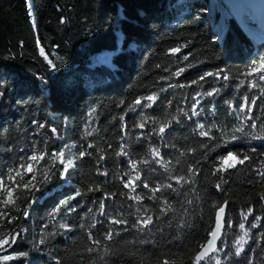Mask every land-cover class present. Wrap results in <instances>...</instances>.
I'll return each instance as SVG.
<instances>
[{"label":"trees","instance_id":"1","mask_svg":"<svg viewBox=\"0 0 264 264\" xmlns=\"http://www.w3.org/2000/svg\"><path fill=\"white\" fill-rule=\"evenodd\" d=\"M240 17L228 0H0V264H196L225 203L200 264H264V35Z\"/></svg>","mask_w":264,"mask_h":264},{"label":"snow or ice","instance_id":"2","mask_svg":"<svg viewBox=\"0 0 264 264\" xmlns=\"http://www.w3.org/2000/svg\"><path fill=\"white\" fill-rule=\"evenodd\" d=\"M41 51H43V50H41ZM171 51H172V52H178L179 49H172ZM49 63H51V61H49ZM53 67H55V65H53ZM262 70H264V56L259 57V60L254 61V62L252 63V66L250 67V71H249L248 74H252L253 72H257V73H258V72H260V71H262ZM181 71H183V70H181ZM207 75H214V74H213V73H208ZM201 79H203V77H201ZM225 79H227L226 76H225ZM260 79H261V80H264V75H260ZM194 83H195V81H194ZM253 87H255V84H253ZM212 94H213V93H211V92L208 93V95H212ZM145 99H148V100H154L155 97H154V96H149V97H146ZM244 100H245V106H247V100H248V98H247V97H244ZM136 103L139 104V103H140V100H137ZM255 103H256V101L253 100V101H252V104L255 105ZM194 114H196V113H194ZM140 126L143 127V125H140ZM199 127L202 129V128H204V125L201 124V125H199ZM252 127H256V125L253 124ZM53 131H54V130H53ZM163 131H164V128L161 127L160 132H163ZM233 131H234V132H242V131H243V128L237 127V128H235ZM200 134H201V135H207L208 133H207V132H201ZM232 138H233V139H237V137H235V136H233ZM79 155H80L81 157H83V156L85 155V153H84V152H81ZM58 156L61 158V159H60V163L63 164V163H64V159H63V157H64V153H63V152H60V153L58 154ZM39 158H40V159H43V155H41ZM230 158H235V154L232 153V152H229L228 155H227L226 157H221L222 160H227V159H230ZM37 159H38V157H37L36 155H33V156L30 157V160H32V161H36ZM250 159H251V158H250L249 156L245 155L244 158H243V159H240L238 162H239V164L243 165V164L245 163V161L250 160ZM261 164H264V161H261ZM134 166H135V165H134ZM21 167L24 168V165H21ZM69 167H74V163H73L72 160H68V161H67V166L64 168V172H65V173L68 172ZM165 167H166V166H165ZM232 167H235V165H232ZM26 171H27V172H32V171H33V166H32L31 163L27 165V167H26ZM18 174H19V173H18ZM258 174H259L261 177H264V171H259ZM33 179H35V177H33ZM45 179H47L46 176H45ZM136 179H137V180L140 179V177H139L138 174H137V176H136ZM0 183H2V181H0ZM129 183H131V182H129ZM125 186L128 187L129 184H126ZM143 186H144V187H148L147 184H144ZM25 187L27 188L28 185L26 184ZM33 187H34V185H33ZM167 187L170 188L171 185H167ZM216 187L219 188L220 185L217 184ZM90 190H91V189H90ZM134 190H135V189L133 188V191H134ZM158 190H159V189H153L152 191H158ZM11 195H12V193H11V191H9V192H8V196L11 197ZM76 195L79 196L80 193L77 192ZM262 198H264V197H262ZM70 199H71V198H70ZM132 199L139 200V199H141V198H140L139 196H136V197H132ZM9 202H10L9 200H5V201H4L5 204H7V203H9ZM67 203H68V201H64V202H63V204H65V205H66ZM101 209H103V204L101 205ZM57 211H59V209H57ZM219 211H220L221 213H223V212H224V208L221 207V208L219 209ZM248 211H249V213H251L252 210L249 209ZM141 222H142L145 226H147L148 224H150V223L152 222V218L149 216L147 219H145V220H143V221H141ZM113 223H117V224H119V223H122V221L115 220V221H113ZM61 227H66V226H65V225H61ZM239 227H240L241 229H244V228H245V224H244V223H241V224L239 225ZM253 227H255V225H253ZM247 235H248V233H247V231H245L244 235L240 236L239 239L236 241V244L239 245V247H237V250H236V255H237V256H239L240 253L243 251V243L246 242V241H245V237H246ZM210 236L212 237V239L208 240L207 243H206V245H202V246H201V247H202V251H200V252L197 254V256L195 257V259H196V264H200V261H202V260H205V259H211L210 254L215 253V252L218 251V249H217V245H216V241L220 239V229H219V225H217V228H216L215 230H213V231L210 233ZM111 238H112L111 233H108V234H107V239H111ZM93 242H94V243H99V241H93ZM4 243L7 244L8 241H4ZM91 250H92V249H89V251H91ZM5 259H8V258L6 257ZM215 264H220L219 260H216V261H215Z\"/></svg>","mask_w":264,"mask_h":264},{"label":"rangeland","instance_id":"3","mask_svg":"<svg viewBox=\"0 0 264 264\" xmlns=\"http://www.w3.org/2000/svg\"><path fill=\"white\" fill-rule=\"evenodd\" d=\"M235 1H238V0H235ZM228 2H229V4L231 5V9H232V11H234L237 15H239V16H241L240 18H241V20H243L244 22H247L246 23V26H249V24L250 23H248V20L249 19H253L254 18V16H253V14H252V12H250L249 10H247L248 8H249V0H245V3H246V5L248 6V8H246L245 9V11L243 12V13H238L236 10H235V4H234V2H231V0H228ZM234 5V6H233ZM251 7V6H250ZM254 6L252 5V7H251V9L254 11V12H256V14H258L257 13V11L253 8ZM241 8H243V5H242V7H239V9H241ZM253 20H255V19H253ZM253 23H251V26H253V25H255V24H253ZM249 28H252V27H249ZM248 29V28H247ZM249 30V29H248ZM256 32H254V28H253V30L251 31V32H253V35L255 34H258V33H260L262 30H261V27H260V25L258 24L257 25V27H256ZM260 31V32H259ZM258 32V33H257ZM110 57H111V54L110 53H104L102 56H100V60L101 61H105V62H107V63H110ZM225 163H226V165H233V164H235L236 163V160H235V158H230V159H227V160H225Z\"/></svg>","mask_w":264,"mask_h":264},{"label":"water","instance_id":"4","mask_svg":"<svg viewBox=\"0 0 264 264\" xmlns=\"http://www.w3.org/2000/svg\"><path fill=\"white\" fill-rule=\"evenodd\" d=\"M30 3H31V0H30ZM31 14H32L33 21H35V19H34V13L32 11H31ZM258 23H259V25L261 27V30H262L259 34H260V36H262V35H264V17L261 16ZM258 37H259V35L257 34L256 35V38L258 39ZM222 207L224 208V212L221 213L218 210L217 215H216L215 226L213 228V230H215L217 228V225H219V229H220V239L216 241L217 248H218L219 242L221 241V239L223 237V230L225 228V223H226V219H227V204L225 203ZM210 239H212L211 236H209V239L208 240H210ZM200 251H202V248H201ZM213 254L214 253L210 254V256H212ZM202 261H204V260H202ZM202 261H200V262H202Z\"/></svg>","mask_w":264,"mask_h":264},{"label":"bare ground","instance_id":"5","mask_svg":"<svg viewBox=\"0 0 264 264\" xmlns=\"http://www.w3.org/2000/svg\"><path fill=\"white\" fill-rule=\"evenodd\" d=\"M231 2H234L235 4L234 8L240 14L243 13L246 8H248V6L245 3V0H238V1L231 0ZM242 5H243V8L239 9V7H242ZM249 5L251 7L253 5L254 6L253 8L257 11L258 14H255V16L258 15L260 17L261 16L264 17V0H249ZM256 31H257L256 28H254V32Z\"/></svg>","mask_w":264,"mask_h":264}]
</instances>
